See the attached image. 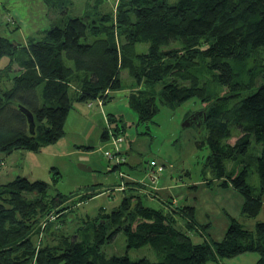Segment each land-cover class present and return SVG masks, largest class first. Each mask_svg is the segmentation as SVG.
Masks as SVG:
<instances>
[{
	"label": "trees",
	"instance_id": "16d2710c",
	"mask_svg": "<svg viewBox=\"0 0 264 264\" xmlns=\"http://www.w3.org/2000/svg\"><path fill=\"white\" fill-rule=\"evenodd\" d=\"M140 44L147 46L143 53L136 52ZM262 51L264 0H118L114 11L67 18L24 45L0 36V61L7 58L4 69L12 76L11 87L0 90V155L56 143L74 104L103 105L121 89L126 70L136 85L127 102L137 125L151 122L159 106L201 102L205 140L195 144L208 150L211 179L241 197L243 221L255 219L264 193ZM21 108L33 116L32 134ZM107 121L117 120L109 114ZM122 131L115 124L112 135ZM108 135L104 130L101 138ZM252 169L257 188L246 181ZM120 177L119 204L109 212L99 209L90 239L55 234L40 247L33 239L38 223L52 211L59 218L70 196H50L46 182L21 176L1 184L0 264H208L247 252L258 255L255 264H264L263 222L252 230L229 217L222 239H207L202 233L208 224L196 222L192 207L146 196L141 183ZM205 179L207 187L214 185ZM155 200L157 208L146 205ZM120 232L127 249L150 246L158 261L106 256L102 245Z\"/></svg>",
	"mask_w": 264,
	"mask_h": 264
},
{
	"label": "rangeland",
	"instance_id": "374dc122",
	"mask_svg": "<svg viewBox=\"0 0 264 264\" xmlns=\"http://www.w3.org/2000/svg\"><path fill=\"white\" fill-rule=\"evenodd\" d=\"M117 1L0 0V36L10 42L24 45L29 37L40 38L43 31L49 29L51 25H57L67 18L83 16L92 18L97 13L114 11ZM146 49L147 46L143 44L136 46L137 53H143ZM258 55L264 60L263 51ZM7 63V58L0 61L2 91L12 85L8 80L10 74L4 69ZM250 63L252 62L249 61ZM12 66V69L17 68L16 65ZM120 77L121 89L111 92L110 99L103 105L92 101L93 106L89 109L86 104H74L75 107L71 109L65 122L64 135L56 143L46 145L38 152L17 150L10 155L3 157L0 155L3 159L0 162V185L21 176L30 181L46 182L49 185L50 196L57 192L70 196L64 204L67 209L59 218L55 211H52L40 220L33 237L36 247L52 242L55 234L90 239L92 219L99 209L103 208L109 212L119 204L121 189L118 185L122 184L121 175L124 177V183L138 177L146 187V196L151 198L155 194L162 198H169L171 195L177 197L180 186L188 189L205 178L206 181H211L213 186L216 185L211 179L207 165L206 146L197 147L195 144L205 140L203 124L198 126L197 123H192L183 126L189 117L201 112V102L197 98H191L179 106H159L151 122L137 125L136 114L127 102V94L136 86L135 82L126 70L121 72ZM109 114L115 116L117 121L109 123L107 121ZM115 124L123 128L121 133H116L117 137H122V142L117 146L112 143L114 139L112 129ZM104 130H108L107 139L101 138ZM234 141L235 138L228 142L232 144ZM257 150L255 147L251 153H257ZM110 151H119L126 163L109 172L108 170L118 163L116 158L118 156L110 160L105 156L104 152ZM150 161L162 166V171L153 172L155 169L149 167ZM78 164L90 167L91 171H81L77 167ZM231 166L232 164L228 165L229 168ZM246 181L252 187H258V179L253 169ZM213 186H208L211 194H215V189L219 188ZM98 192L101 194L92 199L84 197L85 194L89 196ZM214 203L216 208L207 227L213 234L211 236L206 232L204 237L215 241L227 230L231 216L222 208L224 206L218 205L217 200ZM146 205L157 208L158 202L155 200ZM236 219L252 230L256 221L264 223V193L261 210L255 219L243 221L240 213L236 215ZM50 222L53 224L48 228ZM101 251L108 257L126 255L131 261L139 259L158 261L155 251L150 246L127 249L126 237L122 232L111 242L102 245ZM257 257L255 252H247L208 264H255Z\"/></svg>",
	"mask_w": 264,
	"mask_h": 264
},
{
	"label": "crops",
	"instance_id": "0c3cea01",
	"mask_svg": "<svg viewBox=\"0 0 264 264\" xmlns=\"http://www.w3.org/2000/svg\"><path fill=\"white\" fill-rule=\"evenodd\" d=\"M89 103L91 102L86 103V107L90 109L93 105L91 104V106L89 107L87 105ZM76 105H81V104H76ZM74 107L75 105L73 106L72 109H74ZM90 113L93 114L94 112H90ZM104 153L106 154L108 152H104ZM3 156L5 155H2V157ZM2 161L3 159L0 157V162ZM108 171L110 172V170ZM134 178H132V180H134ZM135 180L141 184L143 183L141 180L138 179V177ZM144 188L146 187L144 186ZM179 189L180 190L178 191L177 197L171 195L169 198L172 200V203L174 204H184L192 207L194 209V218L199 225L209 224L210 217L212 216V213L214 214L216 208V204L214 203V201L216 200L219 202L218 204L219 206L221 207L224 206L222 208H224V210L226 209V212L231 216V218L236 219V215L240 213L242 199L231 188H226V189L216 188L215 194H211L206 183L202 181L193 184L188 189L184 188V186H180ZM143 191H145V189ZM206 232L211 236L213 234L212 230L210 229L205 230V232H203L202 234L206 235ZM225 232L226 230L222 234L221 238L215 241L221 240Z\"/></svg>",
	"mask_w": 264,
	"mask_h": 264
},
{
	"label": "water",
	"instance_id": "95a60500",
	"mask_svg": "<svg viewBox=\"0 0 264 264\" xmlns=\"http://www.w3.org/2000/svg\"><path fill=\"white\" fill-rule=\"evenodd\" d=\"M22 112L26 115L27 117V120H28V125H29V132L32 134L33 133V129H34V120H33V116L27 112L26 110L22 109ZM200 117H202V112H199L191 117H189L184 123H183V126H189L191 125L192 123H197V125L199 126L201 124V121H200ZM78 169H80L81 171H84V172H90L91 171V168L90 167H87L85 166L84 164H78L77 165Z\"/></svg>",
	"mask_w": 264,
	"mask_h": 264
},
{
	"label": "built area",
	"instance_id": "2783aa9c",
	"mask_svg": "<svg viewBox=\"0 0 264 264\" xmlns=\"http://www.w3.org/2000/svg\"><path fill=\"white\" fill-rule=\"evenodd\" d=\"M97 102H98V105H101V103L99 101H97ZM88 105L91 106V103H89ZM121 142H122V137L118 136V137H114L112 143L115 146H117ZM118 153H119V151L118 152L117 151L116 152L110 151V152L106 153L105 156L108 158V160H110V159H113V157L118 156ZM116 158H118V163H121V162L124 161V159L122 157H120V156H118ZM149 167L151 169L154 168L155 171H153V172H155V173H160L162 171V169H163L162 166H158L156 164V162H154V161H150L149 162ZM120 189L122 190V187H120Z\"/></svg>",
	"mask_w": 264,
	"mask_h": 264
}]
</instances>
